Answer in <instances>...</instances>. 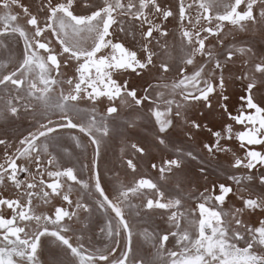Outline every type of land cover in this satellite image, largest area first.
I'll return each mask as SVG.
<instances>
[{
    "label": "snow or ice",
    "instance_id": "6c2138e0",
    "mask_svg": "<svg viewBox=\"0 0 264 264\" xmlns=\"http://www.w3.org/2000/svg\"><path fill=\"white\" fill-rule=\"evenodd\" d=\"M77 7L87 11L77 13ZM170 18L177 21L178 45L169 42ZM256 26L264 29V0H175L174 7L161 0H38L35 5L0 0V120L24 114L35 122L34 130L15 144L0 135V187L15 189L14 196L0 193V264H43V237L65 246L75 264H145L130 259V216L139 218L142 212H159L169 226L159 234L145 230L163 264H264V53L257 57L251 46L226 43L231 29L246 32ZM117 33L125 38L117 40ZM13 41H22L19 58L12 53ZM240 58L245 68L251 62L253 71L232 76L230 65ZM174 70L178 78L165 80ZM153 72L160 79L142 91L124 78ZM232 80L244 85L243 104L235 114L228 92ZM100 104L103 111H98ZM196 105L209 112L218 106L227 117L220 130L206 128L212 139L201 150L211 160L231 155V170L225 169L231 183L186 191L177 178L186 161L197 162L205 180L211 162L195 148H177L172 141L180 122L187 126L189 141L192 129L206 127L187 117ZM141 109L156 126V146L172 145L175 155L150 164L158 180L142 176L131 185L120 183L110 195L99 168L101 146L117 131L115 120L122 111ZM82 113L86 120L80 119ZM234 125L240 130L234 131ZM128 126L135 127V121ZM65 130L86 137L87 144L70 135L75 149L92 147L91 165L83 166L89 168L87 179L74 163L64 162L73 156L60 140ZM234 140L242 156L233 150ZM131 148L147 155L143 146L133 143ZM134 160L125 162L133 173ZM171 178H177L174 194L164 187ZM133 198L142 199L137 204ZM57 199L59 205L53 203ZM187 202L194 207L187 208ZM49 205L50 212L41 210ZM94 213L105 217L100 232L111 246L90 249L82 234L73 243V226L86 229ZM170 237L175 250L166 247Z\"/></svg>",
    "mask_w": 264,
    "mask_h": 264
},
{
    "label": "flooded vegetation",
    "instance_id": "af4514ba",
    "mask_svg": "<svg viewBox=\"0 0 264 264\" xmlns=\"http://www.w3.org/2000/svg\"><path fill=\"white\" fill-rule=\"evenodd\" d=\"M23 3L27 5H35L38 0H22ZM163 5L171 4L175 6V0H161ZM18 11V9H14ZM87 10L83 7H77V13H83ZM23 23V19L20 21ZM173 35L169 37L170 43H176L178 45V40L175 37L178 35L177 21L170 18V22L166 25ZM229 32V29H225ZM233 37L235 39L233 40ZM117 40L124 39L123 34L117 33ZM215 42V41H213ZM132 46L139 48V44H133L129 41ZM226 43H234L237 46L248 45L251 46L259 57L264 53V29L260 26L249 28L246 32H241L238 29H231L230 34L227 37ZM12 46L14 51L12 53L15 57L19 58L22 52V41H13ZM4 54V53H0ZM178 47L175 55L178 56ZM4 59V55L0 56V60ZM243 59L240 58L235 61L234 64L230 65L232 69V76L239 75L241 71H253L252 64L249 62L247 68L243 67ZM174 64H178V60L173 61ZM14 66V65H13ZM69 75H71L70 69H65ZM191 71V67H189ZM130 84L142 91L147 83H155L157 79H160L158 73L153 72L152 75H146L143 78L137 77L135 75H125ZM177 73L175 70L169 73L165 80L171 81L177 79ZM230 95V111L234 114L240 110L243 101L241 96L244 94V85L240 80H232L230 87L228 89ZM3 91L0 90V96H3ZM257 100L261 99V94L256 93ZM106 103V102H105ZM0 107H3V101H0ZM83 107V105H82ZM103 104L97 106L98 111H103ZM144 109L141 110H124L115 120V127L117 131L114 132L109 138L105 139L104 144L101 146V155L99 160V168L102 176V183L106 191L113 195L116 193L117 188L120 183L124 185H131L135 180L140 177H151L153 180H158V174L151 167V163H156L160 165L163 160L173 157L175 155L172 145L168 149H163L162 147L156 146V126L145 115ZM222 110L217 106L214 112H209V110L203 108L201 105H196L187 113V117L201 122L202 127L199 131L192 129L193 139L191 141L187 140L185 132L187 131V126L182 122L176 128L175 133L172 136V141L177 148H195L200 151V155L206 160H211L207 157L206 152L202 151V144L209 143L212 139L211 134L207 132L206 128H213V130H220L221 125L227 120L226 116L221 115ZM87 114L82 113L80 119L86 120ZM135 121V127H129L128 122ZM231 123V121H228ZM110 123H112L110 121ZM35 122L28 115H20L18 118L13 120H0V135L7 136L15 144L20 138L27 135L29 131L34 130ZM240 130L239 125H234V131ZM70 135H79L83 143L87 144L86 137L79 133L78 130H72L71 133L62 131L60 134V140L62 144H66L69 150L73 152L71 158H66L65 163H74L78 169H81L80 175L85 179L90 175L89 168L83 167L84 165H91L93 159V151L91 145H88L86 151L81 149H75L73 142L70 139ZM136 143L139 146H143L147 150V155L139 156L131 148V144ZM233 150L237 155H243V151L239 149V144L235 140L232 142ZM260 150V146H257ZM3 155V149L0 148V157ZM130 157H135L134 162L137 163V171L133 173L126 166V160ZM232 157L229 154L227 157L221 155L217 160H211L207 164L208 167V178L205 180L203 177L198 175V163L193 161H186V167L182 173L178 174V179L183 180L182 185L185 190L197 189L203 190L204 187H209L213 182H227L228 172L225 169H230V161ZM2 162V161H0ZM240 173H246V170L241 169ZM177 178H171L168 180L164 187L173 194L175 193V184ZM253 191H259V188H254ZM0 193L4 196H14L15 189L8 185L7 187H0ZM78 191L74 187L73 198L78 195ZM142 198H133V203H140ZM234 200V198H231ZM54 204L59 205L61 201L59 199L53 201ZM187 208L194 207L193 202L186 203ZM51 211V205L46 206L44 209ZM5 215H9L7 209L4 210ZM257 217H253V223ZM105 217L99 213H94L90 221H87L88 227L82 229L80 224L74 225V232L69 233L72 236L73 243H78L77 236H84L85 246L90 249L101 248L103 249L105 245L111 246V241L106 238L104 234L100 232V228L104 227ZM130 222L133 228V253L130 259L143 260L145 264H163V261L158 257L156 248L153 246L156 242L155 240L146 239L145 230L148 233L159 234L164 232L169 226L165 224L159 212H142L139 218L134 215L130 216ZM124 240L121 237L120 248L123 249ZM168 250H175L173 248V239L170 237L168 244L166 245ZM121 252L118 250L116 255L119 256ZM167 257L165 256V259ZM41 260L43 264H75V258L71 256L70 252L55 240L53 237H43L41 241Z\"/></svg>",
    "mask_w": 264,
    "mask_h": 264
},
{
    "label": "rangeland",
    "instance_id": "374dc122",
    "mask_svg": "<svg viewBox=\"0 0 264 264\" xmlns=\"http://www.w3.org/2000/svg\"><path fill=\"white\" fill-rule=\"evenodd\" d=\"M12 50L14 51V48H13V46H12ZM4 54H0V56H3Z\"/></svg>",
    "mask_w": 264,
    "mask_h": 264
}]
</instances>
